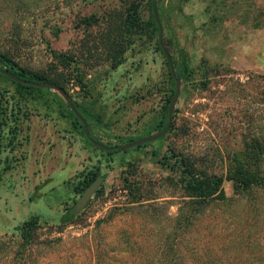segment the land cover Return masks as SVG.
Segmentation results:
<instances>
[{
	"label": "rangeland",
	"instance_id": "374dc122",
	"mask_svg": "<svg viewBox=\"0 0 264 264\" xmlns=\"http://www.w3.org/2000/svg\"><path fill=\"white\" fill-rule=\"evenodd\" d=\"M36 1L31 15L19 20L21 49L16 60L61 73L68 96L101 143L119 145L155 134L152 128L174 88L155 38L138 39L124 53L123 63L111 69L105 60L90 61L92 54L102 53L91 40L101 24L88 31L83 24L77 27L79 17L92 14L101 23L109 17L117 20L138 0ZM139 9L144 20L150 18L147 0H140ZM157 10L173 63L181 65L186 59L188 67L180 77L174 129L147 146L107 154L85 138L58 93L21 95L0 76V264L22 262L17 227L32 217L38 218L39 228L24 264H96V256L102 257L97 264H143L144 256L163 250L157 245L171 232L181 202L188 199L174 185L175 171L158 161L174 148L208 155L209 170L224 172L223 155L240 147L251 124L249 115H254L253 128L260 122L264 0H160ZM47 17L50 21L41 22ZM5 24L0 15V31L5 32ZM53 24L59 26L57 32ZM53 52L76 61L64 68ZM74 64L80 68L82 86L75 81ZM94 171L103 177L100 191L72 222L63 223V215L82 194L76 186ZM126 180L134 182L132 191ZM223 187L232 195L230 181ZM138 189L148 198L144 207L130 202ZM242 203L208 210L186 234L189 242L181 246L183 254H191L184 251L192 245H198L201 254L208 248L216 252L227 237L234 242L233 233L247 218ZM238 218L234 226L231 222ZM258 225L250 231V241L255 250H262ZM238 251L229 250L222 264H232L228 259Z\"/></svg>",
	"mask_w": 264,
	"mask_h": 264
},
{
	"label": "trees",
	"instance_id": "16d2710c",
	"mask_svg": "<svg viewBox=\"0 0 264 264\" xmlns=\"http://www.w3.org/2000/svg\"><path fill=\"white\" fill-rule=\"evenodd\" d=\"M30 1L31 0H0V15L4 16V21H6L5 27L7 28H5V32L0 31L1 67L11 71L20 78L32 81H47L60 86L66 91L61 73L53 74L45 72L44 70H37L22 65L16 60V53L21 49L20 23H22V19L24 20L31 15L32 7L37 5L36 0H34V2ZM147 2L151 7L152 0H147ZM139 7L140 0L136 2L131 1L120 13V15H118L117 20L109 17L106 18L104 23H101L99 18L95 17L94 14L79 17L77 19V27L83 24L87 31L92 27L99 26V24L103 25H100L99 27L101 28L99 34L92 35L93 37L91 39L94 43V47L102 50L101 54H103V56L99 53L92 54L90 56V61L94 60V62H97L105 60L108 62L111 69H116L121 63H123L124 53L128 50V48L133 46L138 39H142L145 36H148L151 39L154 37L157 48L162 52L158 44V26L153 13L151 12L150 18L144 20ZM52 19L53 17L51 16V20ZM40 20L41 22H47L50 21V18L47 17L45 21L44 18H41ZM53 25L57 32L59 26L57 24ZM89 33L92 32L89 31ZM88 51L90 50L88 49ZM53 57L56 58L60 66L64 68L67 67L69 63H75L76 61V59L73 60L72 56L63 52H53ZM166 64L168 66L167 61ZM173 66L177 77L180 78L187 73L188 65L186 59L182 60L181 65L176 66L173 63ZM72 70L75 71L73 74L76 83L79 86H82L83 78L80 74V68L74 64ZM169 74L172 84L175 87V82L170 69ZM0 76L12 82L16 86V89L20 91L21 95L24 93L41 92L44 90L58 93L49 88H39L27 84H20L7 78L2 73H0ZM173 92L174 88H172L168 94L166 103L163 107L162 116L152 128V131L158 132L165 126L167 122L168 105L173 96ZM260 93L261 102L263 104V108L259 111L258 115L260 117V122L255 126V128H253L252 122L254 120V115L253 113L249 115V123L251 124L246 127V132L242 134L243 139L240 147L223 155V162L225 165L224 172L222 171L218 173L217 171L215 172L209 170L212 159L208 158V155L197 156L186 153L184 150L178 152L174 148H171L170 154L164 156L163 160L158 161L162 164V166L175 171L176 176L173 180L174 185L180 188L183 192V196L188 199L181 202V205L178 208L176 221H172L171 232L167 233L163 243L157 245L159 249L163 248V250L159 252L157 250L150 255L144 256L143 258L137 256L138 258H142V260H144L142 261L143 264H222L224 259H226V255L229 254V250L234 252L239 250L237 254H233V256L228 259L231 260L232 264H241L242 262H244V264H264V215L262 216V219L258 218L260 213H264V88ZM72 102L78 112L81 113L78 109L77 103L75 101ZM64 103L70 115L75 119L74 123L81 127V131L84 135L82 124L71 111L68 104L65 101ZM176 112L177 108L175 107L172 115V124L167 133L171 132L175 127L174 119ZM84 118L86 121L88 120L86 117ZM90 135L96 141L100 142L94 135L91 134V131ZM135 139L136 138H129L127 141L130 142ZM150 143L151 142H148L135 147L138 148L147 146ZM105 145L113 146L114 144L107 143ZM117 151L119 150H105L107 154ZM154 154H156V152H154ZM90 175L84 182H81L76 186L78 192H83L85 188L91 184L94 178L99 176V173L94 171L92 172V175ZM224 181H230L232 184L233 193L230 196L225 193L223 187ZM125 183L127 184L129 191H132L131 187L134 182L132 180H126ZM99 191L100 190H96V192ZM144 197L146 196L140 191V189H138L137 196L132 198L130 202L137 205H143L141 207H144L145 201L148 200V198ZM241 202H243L242 205L244 206L243 208L247 218L245 217V225L236 228L235 233H233L232 236L236 238L234 242H230L231 239L227 237V240L221 243L216 252H210L211 249L208 248L207 252L201 254L197 252L199 246L192 245L189 249L187 248L184 251H190L191 254H183L181 246L184 243L187 244L189 242L186 234H188L189 231L196 229L201 217L204 216L208 210L213 209L214 207L222 208L223 206L228 208L236 207L239 206ZM148 206L150 205L148 204ZM151 208L152 206L149 207V209ZM70 210L71 208L63 215L61 220L63 223L72 222L73 219L76 218L77 215L71 214ZM239 220L240 218L235 219L231 223L234 226H237V224L240 223ZM258 221L260 222L258 223ZM257 224H259L258 233L261 232L263 237L261 242L262 250H255L253 242L250 241V231L256 227ZM38 228L39 224L37 217L25 220L17 227V236H19L23 242L21 248L19 249L20 251L18 252V257L22 260L20 264H24V261H26L28 251L35 242L34 237H36V231ZM157 253L162 256H157ZM238 255L243 256L245 260H239V258L237 260ZM94 259L97 264L102 257L96 256Z\"/></svg>",
	"mask_w": 264,
	"mask_h": 264
},
{
	"label": "water",
	"instance_id": "95a60500",
	"mask_svg": "<svg viewBox=\"0 0 264 264\" xmlns=\"http://www.w3.org/2000/svg\"><path fill=\"white\" fill-rule=\"evenodd\" d=\"M160 0H152L151 2V8H152V13L154 16V19L156 21V24L158 26V44L166 58V61L168 63L171 75L174 79L175 82V87H174V92H173V96L170 100V103L168 105V110H167V122L165 124V126L158 132H156L153 135H149V136H145L142 138H138L135 140H132L128 143H124V144H119V145H113V146H107L101 142L96 141L95 139H93L90 135V131H89V127L88 124L85 120V118L78 112L77 108L75 107L74 103L72 102V100L70 99V97L68 96V94L66 93V91L61 88L60 86L47 82V81H32V80H28V79H23L18 77L17 75H15L14 73H12L11 71L2 68L1 67V61H0V73H2L3 75H5L7 78L18 82L20 84H27L30 86H34V87H39V88H49L52 89L56 92H58L60 94V96L64 99V101L68 104L69 108L71 109V111L74 113V115L76 116V118L80 121V123L83 126V132L84 135L86 136V138L95 146L106 150V151H110V150H126L128 148L137 146V145H141V144H145L148 142H152L155 141L159 138H161L162 136H164L171 124H172V115H173V111L175 109V105L178 101L179 98V94H180V87H181V79L179 77L176 76V72L171 60V57L169 55V52L163 42V30H162V26L160 23V19L158 16V10H157V3ZM103 181V177L102 176H98L96 177L90 185H88V187L85 188V190L82 192L81 196L79 197V199L76 201V203L74 204V206L71 208L70 213L76 215L86 204V202L89 200V198L91 197V195L98 189V187L101 185Z\"/></svg>",
	"mask_w": 264,
	"mask_h": 264
},
{
	"label": "flooded vegetation",
	"instance_id": "af4514ba",
	"mask_svg": "<svg viewBox=\"0 0 264 264\" xmlns=\"http://www.w3.org/2000/svg\"><path fill=\"white\" fill-rule=\"evenodd\" d=\"M99 176H100V175H99ZM97 177H98V176H97ZM95 178H96V177H95ZM95 178H94V179H95Z\"/></svg>",
	"mask_w": 264,
	"mask_h": 264
}]
</instances>
